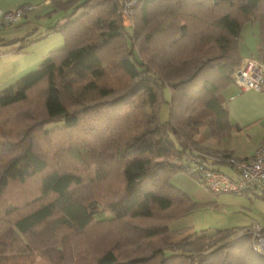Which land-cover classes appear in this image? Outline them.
<instances>
[{
    "label": "trees",
    "instance_id": "16d2710c",
    "mask_svg": "<svg viewBox=\"0 0 264 264\" xmlns=\"http://www.w3.org/2000/svg\"><path fill=\"white\" fill-rule=\"evenodd\" d=\"M52 5L64 13L51 27L63 46L0 91V109L14 112L41 86L43 109L20 127L0 123V200L12 183L38 187L27 208L4 209L0 264H36L35 253L46 264H264L250 233L171 226L206 207L171 179L182 171L196 181L184 164L201 157L197 127L230 126L222 92L241 63L246 22L258 24L264 63V0ZM103 110L85 128L93 139L73 140L82 115Z\"/></svg>",
    "mask_w": 264,
    "mask_h": 264
},
{
    "label": "crops",
    "instance_id": "0c3cea01",
    "mask_svg": "<svg viewBox=\"0 0 264 264\" xmlns=\"http://www.w3.org/2000/svg\"><path fill=\"white\" fill-rule=\"evenodd\" d=\"M24 5L32 8L16 25L0 29V91L34 65L35 62L28 67L12 69L17 62L12 55L25 52V46L37 40L34 32L38 28L36 19L43 13L40 10L53 6L52 0H0L2 11ZM257 49L258 38L250 48L240 47L242 59L256 58ZM222 96L229 128L217 133L206 125L197 127L193 151L204 156L212 168L233 176V169L222 160L223 156L247 158L264 141V86L260 90H242L232 83L223 90ZM188 193L206 207L191 213L192 222L183 225L187 227V233L234 229L241 234L256 224L264 227V192L213 193L198 183L190 186Z\"/></svg>",
    "mask_w": 264,
    "mask_h": 264
},
{
    "label": "rangeland",
    "instance_id": "374dc122",
    "mask_svg": "<svg viewBox=\"0 0 264 264\" xmlns=\"http://www.w3.org/2000/svg\"><path fill=\"white\" fill-rule=\"evenodd\" d=\"M42 10H43L42 15H40L36 19L38 23V26H37L38 28L35 30L34 33H36L35 38L37 40L31 43H28L25 46V49H23L24 51L26 50L25 52L12 55V58L15 61H17L16 63L14 62V66L12 67V69H17V68L20 69L23 67H28L29 65H32L35 62L34 65L29 67L28 71H26L25 73L30 72L33 69H35L42 60H44V58L48 55L49 51L63 46L62 36L60 35L59 32L52 30L51 27L58 21L62 22L64 20L65 18L64 13L60 10L55 9L53 6H50L48 8L45 7L44 9H41L40 11ZM48 10H52V11H49L51 12V15H48L49 14ZM128 10H129L128 6H126V9H125V11H127L126 14L129 13ZM125 23L129 24L130 26L129 19H127ZM257 38H258L257 22L244 23L241 29L240 47L244 46L245 48H250L252 44H255V42L257 41ZM132 41L135 44V40L133 39ZM16 45L19 46L18 41ZM7 48H9V50H13L11 47H7ZM25 73H23V75ZM122 109L124 111L126 109V106L122 107ZM104 113H105V110L101 112H92V113L83 114L81 118L82 124H81L80 131L77 130L76 133L75 132L73 133V136H74V137L72 136L73 140L76 136L78 137V139H81V140H84V139L92 140L93 138H92L91 131L89 132L85 130V128L88 127L89 124H92L94 121H97L98 117H101ZM42 114H43L42 87L39 86V87H36L30 93L29 98L25 103L19 105V108L17 111L13 112V111H10L9 109L7 110L0 109V123L6 121L5 128L7 127L12 128V127H17V126L20 127L24 122L26 121L31 122L34 120L35 117L36 119H38V117L42 116ZM167 115H168V111H167V107L165 106L163 107L161 118L164 120L167 118ZM52 126H53V123L48 124L45 127L50 128ZM193 133H194L193 137H195V131H193ZM77 169L79 170L80 173H85V171L87 170L86 166H78ZM108 181H112V179L108 178ZM171 181L176 186L188 192H189L190 186L194 184L196 185L198 184L194 179H192L189 175H187L185 172H182V171L175 173ZM104 185L105 183H103V186L101 184L99 185L100 192L102 194L105 193ZM37 194H38L37 182L33 181V179L32 180L30 179L22 184H19L16 182L10 184L9 188L5 192L4 198L0 200V225H6V223L4 222L5 219H7L4 215L5 214L4 209L6 207L15 206L16 204L17 205L16 207L21 208V210H22V207L27 208V205L30 206V204L36 201ZM108 214L109 213L104 212L101 214V217H107ZM191 222H192V214L188 216L186 215L178 219L177 221L172 222L171 226L180 227L181 225H185L188 223L190 224ZM98 231H99V228H94L92 229V232L90 231L92 234H89V233H86V234L88 237H90V236L97 234L93 232H98ZM72 241L73 242L71 245L74 244V239ZM79 243L81 242L79 241ZM64 248H65L66 253L70 255L71 247L68 242L64 245ZM33 256H35L34 260L36 264H46L44 260L41 258V256H39L38 254L35 253L33 254Z\"/></svg>",
    "mask_w": 264,
    "mask_h": 264
},
{
    "label": "built area",
    "instance_id": "2783aa9c",
    "mask_svg": "<svg viewBox=\"0 0 264 264\" xmlns=\"http://www.w3.org/2000/svg\"><path fill=\"white\" fill-rule=\"evenodd\" d=\"M132 4L133 1L127 5L128 8ZM31 8V5H24L11 10H0V29L16 25ZM128 11L130 13V9ZM233 83L242 90H260L264 86V63L253 57L242 59L233 74ZM222 160L231 166L233 176L208 168L204 156L189 159L184 168L195 174L197 183L213 193L264 192V141L247 158L237 159L227 155ZM245 232L251 234L255 251L264 255V227L256 224Z\"/></svg>",
    "mask_w": 264,
    "mask_h": 264
}]
</instances>
